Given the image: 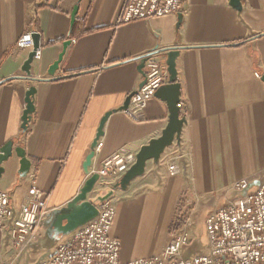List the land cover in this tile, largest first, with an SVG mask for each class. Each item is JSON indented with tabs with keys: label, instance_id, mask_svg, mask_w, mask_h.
Masks as SVG:
<instances>
[{
	"label": "crops",
	"instance_id": "crops-1",
	"mask_svg": "<svg viewBox=\"0 0 264 264\" xmlns=\"http://www.w3.org/2000/svg\"><path fill=\"white\" fill-rule=\"evenodd\" d=\"M126 1L0 0V150L13 142L31 161L26 178L19 175L15 153L4 162L0 190L18 207L35 183L47 197L43 223L50 236L63 241L67 236L56 235L52 223L89 179L85 165L96 150L93 144L103 118L113 113L90 173L100 171L118 151L137 155L169 124L168 104L157 97L141 122L124 111L115 112L144 81L139 58L182 48L177 71L181 118L187 122L180 139L159 162L148 161L145 173L126 190L117 188L121 179L99 180L88 196L93 202L114 191L110 200L117 213L110 236L121 242L122 262L161 255L179 206L197 214L211 212L237 197L234 188L241 180H252L253 187L264 181V0H242L241 10L232 0H185L181 23L179 14H173L119 24ZM77 4L79 24L71 36ZM28 31L41 35V59L32 66L39 80L34 82L23 79L32 50L16 47ZM67 41L71 45L51 78L48 71ZM157 58L167 71V57ZM31 87L37 90L35 112L24 132L22 118ZM173 162L179 169L174 176L169 173ZM5 246L14 251L9 236L0 231V256L8 260Z\"/></svg>",
	"mask_w": 264,
	"mask_h": 264
},
{
	"label": "built area",
	"instance_id": "built-area-1",
	"mask_svg": "<svg viewBox=\"0 0 264 264\" xmlns=\"http://www.w3.org/2000/svg\"><path fill=\"white\" fill-rule=\"evenodd\" d=\"M184 2L127 0L118 22L129 24L184 14ZM34 33L23 34L16 43L17 49L33 50ZM148 54L145 84L137 90L124 111L136 122L145 119L148 105L156 98L157 92L169 84L166 68L157 58L156 51ZM40 59L41 47L34 57L35 61ZM256 78L260 80L261 76L256 74ZM103 145L99 141L95 151L100 152ZM135 163V154L118 151L106 159L100 171L91 175L96 174L104 181L120 180ZM169 173L173 176L179 174L174 162L169 166ZM234 189L237 192L234 200L206 216L204 227L209 239L206 253L190 258L183 256V249L192 243L193 234L191 218L181 213L173 222L169 243L161 255L122 262L121 242L110 236L117 212L114 202L109 200L96 204L97 217L68 235L47 259L37 264H264V181L259 180L253 187L252 180L243 179ZM47 214V197L35 183L28 187L18 207L14 206L7 192L0 190V231L9 236L15 253L10 261L0 256V264H15L26 249L40 242V230Z\"/></svg>",
	"mask_w": 264,
	"mask_h": 264
},
{
	"label": "water",
	"instance_id": "water-1",
	"mask_svg": "<svg viewBox=\"0 0 264 264\" xmlns=\"http://www.w3.org/2000/svg\"><path fill=\"white\" fill-rule=\"evenodd\" d=\"M81 0H79L80 2ZM241 1L242 0H232L233 6L241 10ZM79 13V4H77L72 12L71 16V26L77 22V16ZM183 20L182 14H179V23ZM33 39L35 42L34 49L29 54L27 61L23 66V72L26 73V76L23 78L26 81H37L32 75V66L34 64V57L36 56L37 49L41 47V35L39 33L33 34ZM71 45V41L64 43V50L60 54L58 60L50 67L48 74L51 78H55V74L60 68V64L63 61L67 47ZM184 49V48H183ZM182 48L174 47L163 49L156 52V55H165L167 57L166 66L167 72L169 75V84L163 86L156 94L158 99L167 102L170 112L169 124L167 128L163 131V134L160 138L152 140L149 145L144 146L140 152L136 155V163L131 167V169L123 176L117 188L126 190L131 181L135 178L142 176L145 173L147 162L153 160L159 162L161 156L164 152L173 145L176 140H179L183 131V127L186 124L187 120L185 117L181 118V93L182 87L178 82V71H177V59L181 54ZM149 54L139 58L140 72L145 78L146 73L144 71L146 62L149 58ZM16 79V78H14ZM145 81L140 85V88L143 87ZM37 90L35 87H31L26 95V109L23 114V124L22 129L26 132L29 128V124L32 120V116L35 112L34 98ZM137 91L130 94L124 104V106L115 112L125 111L134 95ZM113 113H108L102 120L96 140L93 144V149L96 148L99 139L104 135L103 128L109 117ZM14 153L20 159V170L19 175L21 178H26L31 170V161L27 158L26 152L21 147H15L13 142L7 143L0 150V177L4 173V169L1 167L4 162L9 161ZM95 157V151L87 159V164L85 165V171L89 176V179L85 183L84 188L81 190L80 194L71 201L67 208L59 213L55 214L54 221L52 223V230L56 235L68 236L78 228L84 226L91 220L95 219L98 215V210L96 207V202L100 204L105 203L113 198L114 191L110 190L103 197H99L97 200L91 202L88 199L89 194L93 191L96 183L99 181V177L96 174L91 175L89 167L91 160Z\"/></svg>",
	"mask_w": 264,
	"mask_h": 264
},
{
	"label": "rangeland",
	"instance_id": "rangeland-1",
	"mask_svg": "<svg viewBox=\"0 0 264 264\" xmlns=\"http://www.w3.org/2000/svg\"><path fill=\"white\" fill-rule=\"evenodd\" d=\"M231 198H233V195L231 196ZM181 213H183V216L191 218L193 234V241L189 246H186L183 249V256L190 258L198 253H206L209 248V239L206 233V229L204 227V223L209 211H203L197 214V212H193L191 210L188 211V208H186L184 205H181L180 208L177 210L175 220ZM196 214L197 216L194 217ZM45 222L43 223L42 228L40 230V242L37 245L26 249L18 258L15 264H37L49 257L50 250H52L54 246H57L58 244L63 242L64 239L49 235L50 230L49 227L45 224ZM14 254V251H12L10 247L5 246V259L9 260L10 258H12V256H14Z\"/></svg>",
	"mask_w": 264,
	"mask_h": 264
},
{
	"label": "trees",
	"instance_id": "trees-1",
	"mask_svg": "<svg viewBox=\"0 0 264 264\" xmlns=\"http://www.w3.org/2000/svg\"><path fill=\"white\" fill-rule=\"evenodd\" d=\"M78 24L79 23H75L73 26H71V36H75L77 34V27H78ZM173 228V224H172V227L171 229Z\"/></svg>",
	"mask_w": 264,
	"mask_h": 264
},
{
	"label": "bare ground",
	"instance_id": "bare-ground-1",
	"mask_svg": "<svg viewBox=\"0 0 264 264\" xmlns=\"http://www.w3.org/2000/svg\"><path fill=\"white\" fill-rule=\"evenodd\" d=\"M115 219H116V217H115ZM115 219H114V221H115ZM114 224V223H113Z\"/></svg>",
	"mask_w": 264,
	"mask_h": 264
}]
</instances>
